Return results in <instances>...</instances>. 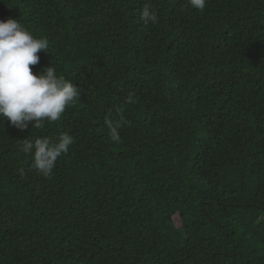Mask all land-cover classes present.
Returning <instances> with one entry per match:
<instances>
[{
    "label": "trees",
    "instance_id": "1",
    "mask_svg": "<svg viewBox=\"0 0 264 264\" xmlns=\"http://www.w3.org/2000/svg\"><path fill=\"white\" fill-rule=\"evenodd\" d=\"M9 18L49 41L33 74L82 94L40 129L0 120V264H264V0H0ZM65 132L45 178L16 140Z\"/></svg>",
    "mask_w": 264,
    "mask_h": 264
},
{
    "label": "clouds",
    "instance_id": "2",
    "mask_svg": "<svg viewBox=\"0 0 264 264\" xmlns=\"http://www.w3.org/2000/svg\"><path fill=\"white\" fill-rule=\"evenodd\" d=\"M196 10L203 11L207 0H188ZM140 20L147 26L157 23L158 16L150 5L145 4L140 13ZM49 41L36 38L18 20L9 18L0 20V120H7L20 131L33 125L40 129L45 122L59 121L67 107L74 105L81 98L82 90L63 75H57L56 69L45 67L38 75L32 67L40 62L39 52L48 54ZM126 104L136 103L135 94L125 96ZM104 117V124L109 130L113 143H120L119 129L127 121L119 105ZM17 146L25 154L33 155L32 167L45 178L51 177L57 160L69 152L74 138L68 133H61L56 140L47 137L34 140H16ZM259 219L257 223H259Z\"/></svg>",
    "mask_w": 264,
    "mask_h": 264
},
{
    "label": "rangeland",
    "instance_id": "3",
    "mask_svg": "<svg viewBox=\"0 0 264 264\" xmlns=\"http://www.w3.org/2000/svg\"><path fill=\"white\" fill-rule=\"evenodd\" d=\"M176 223L179 225V221H178V219L176 218Z\"/></svg>",
    "mask_w": 264,
    "mask_h": 264
}]
</instances>
